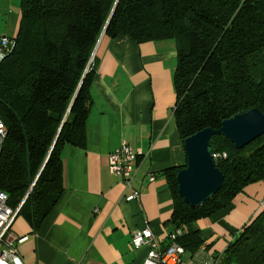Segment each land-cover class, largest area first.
<instances>
[{"label": "trees", "instance_id": "trees-1", "mask_svg": "<svg viewBox=\"0 0 264 264\" xmlns=\"http://www.w3.org/2000/svg\"><path fill=\"white\" fill-rule=\"evenodd\" d=\"M102 36L101 42L127 37L136 45L175 42L174 117L183 142L249 110L264 114V0H21L16 47L0 63L7 131L0 190L14 210L28 196L18 215L35 231L63 194V151L86 146L88 76ZM211 145L213 155H227L216 159L224 184L199 208L178 194L177 173L186 166L164 173L174 201L167 225L185 231L179 244L190 254L204 246L193 224L264 181V135L242 149L222 135ZM235 233L212 264H264V206Z\"/></svg>", "mask_w": 264, "mask_h": 264}, {"label": "crops", "instance_id": "crops-1", "mask_svg": "<svg viewBox=\"0 0 264 264\" xmlns=\"http://www.w3.org/2000/svg\"><path fill=\"white\" fill-rule=\"evenodd\" d=\"M21 0H0V36L17 35ZM88 76L92 108L86 146L62 154L63 194L35 231L17 215L12 234L28 239L18 246L26 264H143L147 248L131 247L134 232L148 225L166 247L174 201L164 173L187 164L175 111L177 68L173 40L136 45L127 37L100 42ZM123 142L146 156L133 164L140 198L110 172L108 157ZM151 176L154 180L151 181ZM264 206V181L248 186L227 208L192 225L204 246L185 252L186 264H212L235 239V232ZM182 230L184 233L185 231ZM189 257L190 260L186 259Z\"/></svg>", "mask_w": 264, "mask_h": 264}, {"label": "built area", "instance_id": "built-area-1", "mask_svg": "<svg viewBox=\"0 0 264 264\" xmlns=\"http://www.w3.org/2000/svg\"><path fill=\"white\" fill-rule=\"evenodd\" d=\"M16 42L12 37L0 36V63L14 50ZM93 59L85 72L86 76L91 71ZM177 109V108H176ZM7 137L4 122L0 118V156L3 145ZM146 155L141 151H135L127 142H123L108 157L110 172L122 179L124 187L130 190V194L125 198L126 202H135L140 198V192L133 186L134 170L133 164L143 159ZM214 159L226 158V154L213 155ZM151 181L154 176H151ZM22 204L16 209L8 205V195L0 190V264H26L20 253L18 246L28 238H16L12 234V227ZM185 233L178 229L168 234L169 244L163 247L157 240L153 230L146 225L144 228L134 232L131 247L134 250L147 248V257L143 264H186L183 256L185 248L179 244V239Z\"/></svg>", "mask_w": 264, "mask_h": 264}, {"label": "water", "instance_id": "water-1", "mask_svg": "<svg viewBox=\"0 0 264 264\" xmlns=\"http://www.w3.org/2000/svg\"><path fill=\"white\" fill-rule=\"evenodd\" d=\"M85 77L86 74H84L82 82ZM220 135L228 139L236 149H242L264 135V114L258 109H252L225 120L221 128L217 130L207 128L185 140L187 164L177 173L178 194L192 208L202 206L223 187L224 176L216 166L211 145L212 137ZM56 141L57 138L54 145ZM43 167L44 165L40 173ZM40 173L33 186L36 184Z\"/></svg>", "mask_w": 264, "mask_h": 264}, {"label": "rangeland", "instance_id": "rangeland-1", "mask_svg": "<svg viewBox=\"0 0 264 264\" xmlns=\"http://www.w3.org/2000/svg\"><path fill=\"white\" fill-rule=\"evenodd\" d=\"M102 39H103V37H102ZM102 39H101V41H102ZM186 259L190 260L188 256L186 257Z\"/></svg>", "mask_w": 264, "mask_h": 264}]
</instances>
